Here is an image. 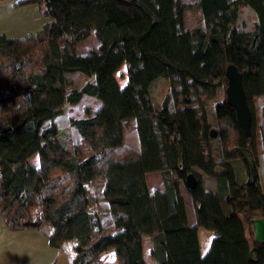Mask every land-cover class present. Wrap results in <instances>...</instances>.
<instances>
[{
	"label": "trees",
	"instance_id": "1",
	"mask_svg": "<svg viewBox=\"0 0 264 264\" xmlns=\"http://www.w3.org/2000/svg\"><path fill=\"white\" fill-rule=\"evenodd\" d=\"M22 4L38 5L47 22L36 36H0V214L8 229L39 231L60 250L76 241L72 264H105L110 252L118 264H147L144 236L155 264H264L252 225L264 219L256 116L264 100V0H195L194 28L182 0ZM242 7L256 15L250 31L238 25ZM92 32L99 48L81 55L78 46ZM230 65L242 75L250 137L226 92L216 101ZM123 66L128 82L121 87ZM76 74L84 76L81 88ZM157 81L171 84L161 103L151 92ZM86 96L98 109L86 108L60 130L56 119ZM131 121L139 149L124 141ZM155 172L163 191L148 185ZM200 173L216 181L215 191L203 187ZM191 174L199 182L193 190L186 186ZM182 188L194 206L193 225ZM236 188L245 193L241 203ZM102 202L112 233L102 225ZM199 228L214 234L206 255Z\"/></svg>",
	"mask_w": 264,
	"mask_h": 264
},
{
	"label": "crops",
	"instance_id": "2",
	"mask_svg": "<svg viewBox=\"0 0 264 264\" xmlns=\"http://www.w3.org/2000/svg\"><path fill=\"white\" fill-rule=\"evenodd\" d=\"M25 1L26 0H0V36L4 35L8 38H27L30 36H36L42 30L44 24L47 22V19L42 17L40 14V8L38 5L22 4ZM124 86H126V84ZM125 135L126 134L124 132L125 143L131 147L139 149V146L137 147L136 145L137 140L133 145L129 144L126 141ZM37 158V156H34L31 159V163L36 167H38L36 165ZM259 174L262 185L263 177L261 167L259 169ZM200 175L202 177L203 186L207 188L206 185H204L205 182H207L209 184V188L207 189L215 191L217 186L216 181L213 178L205 176L203 173H200ZM146 179L152 191L164 190L163 178L160 172L147 174ZM150 180H154L152 184L153 187L150 186ZM99 186L103 187L104 183H99ZM185 190V188H182V193L187 206V204L190 203L189 199L191 197L190 194L187 193L188 191L185 192ZM101 192L102 189H100L98 193ZM102 204L107 206L105 202ZM189 221L192 225L195 224V222L192 223L190 217ZM110 226L113 228V230L106 231L108 233L114 232L113 225L110 224ZM202 236L210 241V243L207 244L208 247L206 248H203L201 240ZM199 238L201 242L202 254L206 255L214 238V234L203 228H199ZM76 245L77 242L72 240L66 244L63 250H60L53 248L49 244L46 236L39 231H10L0 214V264H72L75 257ZM146 251H149L150 254L152 251V242L148 236L143 237L144 259L147 264H155L153 258H150V260L146 258ZM106 255L107 254H105L103 257Z\"/></svg>",
	"mask_w": 264,
	"mask_h": 264
},
{
	"label": "rangeland",
	"instance_id": "3",
	"mask_svg": "<svg viewBox=\"0 0 264 264\" xmlns=\"http://www.w3.org/2000/svg\"><path fill=\"white\" fill-rule=\"evenodd\" d=\"M182 1L190 5V10H188V12L186 13V25L189 28H194L197 26L196 16L194 14L195 0H182ZM255 22H256L255 13L247 7H242L240 9V20L238 22L239 27L245 31H250L253 28V25L255 24ZM99 45H100V43L97 40L95 33L92 32V35L86 41H84L83 43H81L78 46V51L81 55H86L89 53V51L98 49ZM127 74H128L127 69L125 66H123L121 68V70L116 75V78H117L121 87H123L128 82ZM71 78L74 81V86L76 88H81L83 86L85 79L83 78L82 75L76 74V75H73ZM170 90H171V84L168 81H160V82L157 81L154 89L153 88L151 89V92H152V96L155 98L156 102L161 103L164 101V99L170 93ZM225 92H226V90L224 88H222L219 91V94L216 98L217 102L223 101L224 96H225ZM256 106H257V112H256L257 124H258V127L260 128V133L262 134V136L260 137L262 139V145L260 147V150L263 151L264 150V116L261 113V108L264 106V100L259 99ZM86 108H93L95 110L98 109L97 101H95V99L87 97V96L84 97V99L81 101V103L78 106H68L65 110V113L56 119L55 124L58 126V128L60 130H69L70 119L71 118H77V119L82 118L84 116V112H85ZM125 134H126L125 136H126L127 143L133 145L134 143H136V140H137L136 145H137V147L139 146V141H138V137H137V133H136V127H135L134 122H129L128 125L125 127ZM72 136H73V140L75 141V143H78L79 142V135L75 129H72ZM261 161H262L261 172H262V177H263L262 188L264 191V170H263L264 157H263V155L261 156ZM36 165L37 166L39 165L38 158L36 159ZM153 181L154 180H150V186L151 187H153V185H152ZM204 185H206V187L209 188V184L207 182H205ZM203 187L205 188V186H203ZM185 192H187V190H185ZM233 192H237V193L234 194ZM232 193H233L234 199L236 201H238L240 203L243 202V198L245 195V193H243V190L238 189V188H236L235 190L232 189ZM189 202L190 203L187 204L189 217H190V220L192 221V223H194L195 222V216H194V208H193V203H192L191 198L189 199ZM102 203L100 205L102 225H103L105 231L113 230V228L110 226V223H108V221H107L108 216H109L107 206L105 204H102ZM201 240H202L203 248L208 247L207 244H209L210 241H208V239H206L203 236L201 237ZM146 258L148 260H150V258H152L149 251H146ZM116 261L117 260L115 258L114 253L107 254L102 259V262L105 264H118V262L116 263Z\"/></svg>",
	"mask_w": 264,
	"mask_h": 264
},
{
	"label": "water",
	"instance_id": "4",
	"mask_svg": "<svg viewBox=\"0 0 264 264\" xmlns=\"http://www.w3.org/2000/svg\"><path fill=\"white\" fill-rule=\"evenodd\" d=\"M228 80L226 97L228 104L236 111L237 120L247 137L251 136L252 113L245 92L242 75L236 66L230 65L226 70ZM212 138H217L216 131L212 132ZM198 179L191 174L186 179V186L193 190L198 185ZM255 239L258 243L264 244V219L252 221Z\"/></svg>",
	"mask_w": 264,
	"mask_h": 264
}]
</instances>
